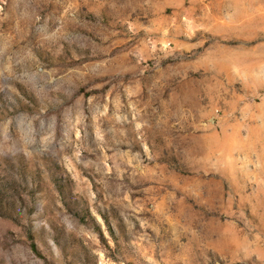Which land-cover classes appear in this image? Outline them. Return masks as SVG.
Here are the masks:
<instances>
[{"label":"rangeland","instance_id":"374dc122","mask_svg":"<svg viewBox=\"0 0 264 264\" xmlns=\"http://www.w3.org/2000/svg\"><path fill=\"white\" fill-rule=\"evenodd\" d=\"M0 264H264V0H0Z\"/></svg>","mask_w":264,"mask_h":264}]
</instances>
